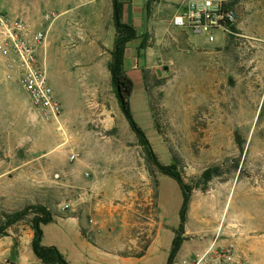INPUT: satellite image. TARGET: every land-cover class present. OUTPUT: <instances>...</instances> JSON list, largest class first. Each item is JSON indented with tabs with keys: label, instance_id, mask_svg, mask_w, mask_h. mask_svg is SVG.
<instances>
[{
	"label": "rangeland",
	"instance_id": "obj_1",
	"mask_svg": "<svg viewBox=\"0 0 264 264\" xmlns=\"http://www.w3.org/2000/svg\"><path fill=\"white\" fill-rule=\"evenodd\" d=\"M187 1L128 0L133 12H143L148 45L140 49L142 38L129 44L137 48L127 71L135 83L132 112L158 160L175 163L194 188L185 259L219 235L245 263L264 264V0H223L237 15L236 30L225 38L216 32L213 43L172 25ZM64 83V89L52 83L60 88L63 113L48 121L21 86L0 73V227L30 205L56 214L71 202L72 186L88 182L155 209L144 217L157 219L164 208L168 225L178 229L182 190L149 159L111 79L95 87L85 80ZM214 167L220 175L205 186L202 175ZM33 217L29 213L0 236V264H42L31 245Z\"/></svg>",
	"mask_w": 264,
	"mask_h": 264
},
{
	"label": "crops",
	"instance_id": "obj_2",
	"mask_svg": "<svg viewBox=\"0 0 264 264\" xmlns=\"http://www.w3.org/2000/svg\"><path fill=\"white\" fill-rule=\"evenodd\" d=\"M121 2L123 22L146 34L142 10L135 13L128 0ZM0 8L23 20L33 32H46L38 54L50 82H60L64 89L65 80L91 81L95 87L98 81L111 79L109 64L117 39L113 0H0ZM187 41L192 43L190 35ZM129 44L125 54L127 71L137 50H130ZM53 87L55 92L60 89ZM72 187L75 194L71 202L54 210L53 223L43 225V245L56 246L70 264H167L177 229L168 225L164 208L160 218L144 217L145 212L151 214L155 209L126 202L96 183L81 182ZM185 243L176 259L186 257L189 250Z\"/></svg>",
	"mask_w": 264,
	"mask_h": 264
},
{
	"label": "built area",
	"instance_id": "obj_3",
	"mask_svg": "<svg viewBox=\"0 0 264 264\" xmlns=\"http://www.w3.org/2000/svg\"><path fill=\"white\" fill-rule=\"evenodd\" d=\"M50 15L46 16L49 20ZM235 11L223 0H190L172 19L175 28L216 40L234 34ZM47 38L46 32H33L21 19L13 18L0 8V73L3 78L21 86L32 107L48 121L59 120L62 106L57 99L48 72L42 64L38 47ZM73 154L71 160H75ZM5 264H15L6 260ZM175 264H247L233 243H224L216 236L209 247L190 259L179 258Z\"/></svg>",
	"mask_w": 264,
	"mask_h": 264
},
{
	"label": "trees",
	"instance_id": "obj_4",
	"mask_svg": "<svg viewBox=\"0 0 264 264\" xmlns=\"http://www.w3.org/2000/svg\"><path fill=\"white\" fill-rule=\"evenodd\" d=\"M114 5V22L117 31V39L112 52V61L109 64L111 72V81L115 89L116 98L119 103V107L126 118L129 126L138 137L140 144L145 147L149 159L160 170V172L172 179H174L180 186L183 194V202L180 209V225L175 232V238L173 241L172 250L168 258L167 264H174L176 258L182 248V245L186 238L185 225L188 219V210L193 192V186L186 183L183 179L178 166L174 163L171 165H163L157 158L152 144L149 141L145 131L136 122L131 105V98L134 93L135 83L133 79L128 75L125 69V54L127 46L130 42L142 38L140 49L144 50L148 47L147 35H140L135 26L125 23L122 20V12L124 4L119 0H113ZM235 31V26L232 27ZM221 169L219 167L208 168L202 175L203 184L206 186L215 176H219ZM33 213L32 219V250L37 259L42 264H70L61 251L56 246H45L42 243L43 239V225L53 223L56 214H54L48 207L43 205H30L21 211H18L10 216L5 224L0 227V236L4 235L9 228L14 226L19 221L25 219L29 214Z\"/></svg>",
	"mask_w": 264,
	"mask_h": 264
},
{
	"label": "water",
	"instance_id": "obj_5",
	"mask_svg": "<svg viewBox=\"0 0 264 264\" xmlns=\"http://www.w3.org/2000/svg\"><path fill=\"white\" fill-rule=\"evenodd\" d=\"M235 140L237 142H240L242 140V136L238 132L235 133Z\"/></svg>",
	"mask_w": 264,
	"mask_h": 264
}]
</instances>
